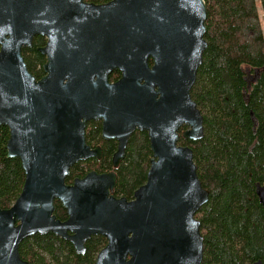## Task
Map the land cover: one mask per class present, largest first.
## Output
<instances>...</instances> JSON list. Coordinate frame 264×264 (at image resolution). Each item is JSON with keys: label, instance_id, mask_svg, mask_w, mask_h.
I'll return each instance as SVG.
<instances>
[{"label": "water", "instance_id": "1", "mask_svg": "<svg viewBox=\"0 0 264 264\" xmlns=\"http://www.w3.org/2000/svg\"><path fill=\"white\" fill-rule=\"evenodd\" d=\"M207 17L205 0H0V131L9 129L8 157L26 175L14 205L0 209V264H30L20 245L38 234L69 242L79 256L91 238L105 237L96 264L203 263L196 215L210 192L193 150L179 143L205 136L191 93ZM36 37L47 40L38 48L46 58L40 80L23 57ZM115 71L121 78L111 83ZM93 121L102 122L104 141L118 143L113 171L69 185L75 165L103 158L86 141ZM137 131L150 141L147 181L132 200L117 198L116 171ZM256 194L264 208L261 184Z\"/></svg>", "mask_w": 264, "mask_h": 264}, {"label": "trees", "instance_id": "2", "mask_svg": "<svg viewBox=\"0 0 264 264\" xmlns=\"http://www.w3.org/2000/svg\"><path fill=\"white\" fill-rule=\"evenodd\" d=\"M106 4L111 0H86ZM208 17L207 49L191 96L204 117L205 136L198 142L180 140L194 152V163L202 186L210 192L208 203L196 215L204 238L202 264H264V208L256 185L264 187V0H205ZM46 38L36 37L33 48L23 51L32 75H44L46 58L38 48ZM152 65V62H150ZM254 77L249 82V76ZM258 76V77H257ZM121 73L115 71L111 82ZM187 127L181 129V133ZM9 129L0 131V209H10L20 196L26 175L19 159L8 157ZM86 141L103 149L102 160L75 165L67 179L90 172L113 171L116 141L102 139V123L91 122ZM152 151L147 133L133 134L126 157L116 171L114 195L132 200L147 181ZM56 215L68 219L56 202ZM107 245L104 237L91 238L84 256L53 234L35 235L20 245L21 258L30 264H96Z\"/></svg>", "mask_w": 264, "mask_h": 264}, {"label": "flooded vegetation", "instance_id": "3", "mask_svg": "<svg viewBox=\"0 0 264 264\" xmlns=\"http://www.w3.org/2000/svg\"><path fill=\"white\" fill-rule=\"evenodd\" d=\"M44 76V75H43ZM43 76L41 77V78H43ZM111 77V76H110ZM40 78V79H41ZM40 79H38V80H40ZM111 81V80H110ZM111 83H115V82H111ZM94 122V121H93ZM91 123V122H90ZM100 123H102V122H100ZM89 124V123H88ZM87 127H88V125H87ZM86 131H87V129H86ZM103 139V138H102ZM104 141V140H103ZM106 142V141H105ZM98 147H100V146H98ZM97 148V147H96ZM102 148V147H101ZM95 149V148H94ZM102 160V159H101ZM105 238V237H104ZM106 239V238H105Z\"/></svg>", "mask_w": 264, "mask_h": 264}, {"label": "rangeland", "instance_id": "4", "mask_svg": "<svg viewBox=\"0 0 264 264\" xmlns=\"http://www.w3.org/2000/svg\"><path fill=\"white\" fill-rule=\"evenodd\" d=\"M254 79L253 75L252 76H249V82H252Z\"/></svg>", "mask_w": 264, "mask_h": 264}]
</instances>
